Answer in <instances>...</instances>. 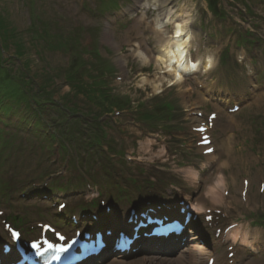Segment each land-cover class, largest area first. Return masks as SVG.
<instances>
[{"label":"rangeland","instance_id":"374dc122","mask_svg":"<svg viewBox=\"0 0 264 264\" xmlns=\"http://www.w3.org/2000/svg\"><path fill=\"white\" fill-rule=\"evenodd\" d=\"M140 1L148 2L145 11L136 9L138 0H114L115 4L113 0H0V20L4 16L9 24L2 26L0 21L1 33L15 29L20 40L17 45L10 41L8 50L0 54L8 69H0V95L8 93L13 101L22 99L14 107L12 127H7L8 119H3L1 125L4 130L0 131V167L7 158L12 163L0 171V209L6 211L5 215L26 214L27 221L35 224L54 218L68 221L75 205L80 203L83 207L86 198H90L87 191H102L101 196L114 201L118 210L141 197L194 202L214 183L221 161L226 160L225 197L230 202L216 206L222 210L217 214L218 224L210 227L209 223L207 226L197 221L194 226L200 228L201 237H187H196L193 243L171 251L141 252L113 264H149L145 260L150 258L163 264H186L194 249L198 251L192 254V264H207L210 256L215 257V264H264V225L254 221L264 217V192L260 191V184H264V0ZM169 5L176 8L174 14L181 10L190 13V53L196 67L182 73L181 84L165 88L173 74L165 69L167 64L159 65L153 55L171 31L170 25L164 26L163 33L157 29L158 13ZM222 10V19L215 16ZM141 50L152 56L148 63L135 56ZM208 56L213 62L205 67L202 61ZM84 70L91 71L111 89L113 96H109V101H104L99 80L90 82L75 74ZM64 79L68 82L64 83ZM157 83L164 86V90H159L161 94L155 91ZM76 85L80 86L78 91ZM156 92L159 94L154 95ZM3 99L2 103L8 102ZM233 99L242 105L238 113L229 114L221 104ZM25 102L33 107L32 111L39 110L36 106L42 102L78 110L84 115L79 121H89L94 126L85 125L91 137L105 136L100 147L106 153L99 152L91 161L77 146H69L66 154H60L57 141L51 137L53 119L40 115L41 123L35 128L36 120ZM214 110L218 113L210 134L216 158L210 162L201 154L200 135L193 128L198 124L195 119L208 122L207 117ZM152 112L161 117L146 122ZM198 113L201 117H197ZM152 125L160 129H150ZM37 128H41L39 132ZM147 139L151 140L150 145L142 147L141 142ZM44 145L48 147L45 149ZM159 149L163 150L162 156ZM224 151L229 154L227 158ZM188 170L196 172L194 182L187 179ZM88 173L105 183L85 190L84 174ZM244 179L249 181L248 190L243 189ZM43 181L50 188L44 190L47 194L39 190ZM158 182L162 192L154 196L155 189H147ZM242 189L246 192L244 197ZM59 200L67 203L63 213L54 203ZM203 203L211 206L207 200ZM91 210L95 212L96 208ZM1 220L0 216V242L7 240ZM25 224L23 218L22 226ZM236 224L243 240L235 244L223 241L226 227ZM234 250L240 253L237 262L228 257Z\"/></svg>","mask_w":264,"mask_h":264},{"label":"bare ground","instance_id":"6f19581e","mask_svg":"<svg viewBox=\"0 0 264 264\" xmlns=\"http://www.w3.org/2000/svg\"><path fill=\"white\" fill-rule=\"evenodd\" d=\"M156 1H159V0H153V3H156ZM148 6H149L148 2L146 1L138 3V8H140V10H143V11H145L144 9L147 8ZM174 11H176V8H174L173 5L171 6L169 5L168 7L163 8V10H160V12L158 13V16H159V21L157 20L158 33L159 32L163 33L162 29H164V26L161 25V22H160V17L162 16H164V19H168V22L170 21L169 23L172 27H171L170 34H168L167 37H165V39L162 40V43H163L162 48L157 52V54L153 55L154 59L158 62L159 65L167 64L168 66H166L165 69H167L169 73L171 72L173 74V79L169 81L168 86H172L176 83H180V84L182 83L183 77L181 74V68L182 67L184 68L186 65L185 60L188 57V52L191 47V41L193 38L192 29L190 27L191 25L190 13L186 10L184 11L181 10L179 11L178 14L176 13L174 14ZM177 31H180L182 33V36L177 37L175 35ZM137 43L138 45H141L140 42H137ZM138 52H139L138 57L143 63H148L152 59V56L147 55L145 52H143V50L138 51ZM203 61L205 62V67H209L213 62L212 58L209 56L207 58H204ZM119 63L121 62L119 61ZM122 63L124 64V62ZM154 87H155V91L159 92V90L163 86H160V84L157 83L154 85ZM150 141L151 140L149 139L142 141L141 146L146 147V145H150L149 144ZM206 148L202 147L201 149L203 150ZM162 151L160 150L159 153L161 154ZM215 152L208 155L207 158L214 160L216 158ZM224 153H225V157L227 158L229 156L228 152L224 151ZM227 166L228 164L226 160H224L220 164L221 169H219V175L216 177L214 183L211 186L207 187V189L202 194V196L199 198V200L196 202L195 201L193 202V204L191 205L192 211L202 212V210H204L206 206L208 205V204L203 203L206 200L211 204L210 206L211 208L219 206V205H223L225 203L223 193L226 190L225 188H226L227 182L224 176V171L226 170L225 168ZM189 177L190 179L193 180V178L195 177V173L191 172ZM229 202L230 201H228V203ZM239 230H240L239 226L234 227V229H232L230 233L228 234V235L232 234L233 241H235L234 239L236 237L237 232H239ZM191 242H192L191 240L189 241L187 240L185 242V245ZM116 263H120V261L116 260Z\"/></svg>","mask_w":264,"mask_h":264},{"label":"trees","instance_id":"16d2710c","mask_svg":"<svg viewBox=\"0 0 264 264\" xmlns=\"http://www.w3.org/2000/svg\"><path fill=\"white\" fill-rule=\"evenodd\" d=\"M1 22V25L2 26H7V25H9L7 22H6V19L4 18V16H2V18H1V20H0ZM4 22L6 23V24H4ZM15 31V29H9L8 31H7V33L6 32H4V33H1V29H0V44H1V47H0V54H1V52H4L3 50H5V52L8 50L7 49V47H8V43L11 41V42H13V44L14 45H17L18 44V41H20L19 39H17V37H16V31H15V33H13ZM11 46V45H10ZM16 52H17V50H16ZM0 57H1V55H0ZM3 60V59H2ZM0 63H1V65H0V69H7V67H5V65H3L2 64V61L0 60ZM8 70V69H7ZM76 87H78V86H76ZM1 95H6L7 97H11V95H9L8 93H1ZM18 101L19 100H15V101H9L8 100V102L5 104V107H4V113H3V118H0V126L3 124V119H6L5 118V113L7 112V111H11V110H13V111H15L14 110V107H16V105L18 104ZM27 108L31 111V107H30V105L29 106H27ZM52 109V108H51ZM43 110H46L47 111V109L45 108V107H42L41 109H40V111L41 112H43ZM40 111H38V112H36V111H34L33 112V114H32V118H33V120H36V123H35V127H37L38 126V124H40L41 123V120H40V118H39V115H38V113L40 112ZM57 113H58V115H61L60 114V112L62 111V108H59V111L58 110H55ZM59 117H61V116H59ZM38 129V128H37ZM0 130H1V128H0ZM81 129L79 128V125H78V123L77 122H74V124H73V127L72 128H70L69 130H68V133L69 134H71L73 137L75 136V135H77V134H80V135H82L81 134V131H80Z\"/></svg>","mask_w":264,"mask_h":264},{"label":"snow or ice","instance_id":"6c2138e0","mask_svg":"<svg viewBox=\"0 0 264 264\" xmlns=\"http://www.w3.org/2000/svg\"><path fill=\"white\" fill-rule=\"evenodd\" d=\"M178 27H179V26H178ZM175 35H176L177 37H180V36H182V33H181L180 31H177V32L175 33ZM210 66H211V65H210ZM192 67L195 68L196 65H192ZM201 131H202V130H201ZM202 143H204V144H209L210 141H209L207 138H204V139L202 140ZM206 152H207V153H211V152H213V149H212L211 147H207V148H206ZM12 235H13V237L15 238V237L17 236V233L13 232ZM61 239H63V237H61ZM51 246H52V245H49V247H51ZM31 247H32L33 249H37V248L39 247V245H38V243L33 242L32 245H31ZM60 250L63 251L64 249H60ZM36 254H37V255H40L39 251H37Z\"/></svg>","mask_w":264,"mask_h":264}]
</instances>
